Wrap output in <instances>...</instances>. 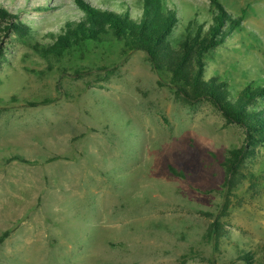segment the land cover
<instances>
[{"label": "rangeland", "instance_id": "rangeland-1", "mask_svg": "<svg viewBox=\"0 0 264 264\" xmlns=\"http://www.w3.org/2000/svg\"><path fill=\"white\" fill-rule=\"evenodd\" d=\"M166 1L176 36L211 23L210 0ZM220 1L240 25L205 79L233 95L264 86V0ZM0 4L32 26L0 27V264H264V145L111 36L35 51L79 13L74 0Z\"/></svg>", "mask_w": 264, "mask_h": 264}, {"label": "trees", "instance_id": "trees-1", "mask_svg": "<svg viewBox=\"0 0 264 264\" xmlns=\"http://www.w3.org/2000/svg\"><path fill=\"white\" fill-rule=\"evenodd\" d=\"M79 13L67 19L52 34V43H35V51L60 55L85 42L102 43L113 37L127 51H142L148 55L157 72L168 75L171 85L186 103L208 100L219 110L228 123L245 130L249 145H264V110L253 105L264 98V86H247L236 95L219 78L205 79L206 57L225 42L238 28L240 21L232 18L220 0H210L211 23L207 27L190 20L183 32L176 36L181 24L177 3L166 0H74ZM0 27L27 37L32 26L19 13L0 4ZM176 36V37H175ZM0 42V60L4 58ZM247 146L233 155L236 169L248 156ZM3 236L0 244L3 242Z\"/></svg>", "mask_w": 264, "mask_h": 264}]
</instances>
